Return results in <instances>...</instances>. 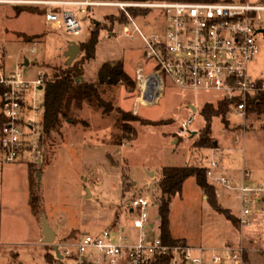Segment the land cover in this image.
Returning a JSON list of instances; mask_svg holds the SVG:
<instances>
[{
  "label": "rangeland",
  "instance_id": "obj_1",
  "mask_svg": "<svg viewBox=\"0 0 264 264\" xmlns=\"http://www.w3.org/2000/svg\"><path fill=\"white\" fill-rule=\"evenodd\" d=\"M66 7L78 8L76 5ZM134 7L139 8L137 14L133 13L134 17L146 32L159 26L157 17L164 19L160 9ZM122 10L113 5H96L80 11L83 26L76 34L67 31L62 21H48L41 8L18 10L15 4L0 3V55L7 72L21 68L26 74L32 70L36 73L40 67L47 70L48 64L71 63L67 54L69 46L74 41L80 45L88 38L90 29L101 23L103 28L93 64L124 57L126 68L136 79V84L129 82L116 86L113 89L114 104L116 108L120 106L152 121L126 120L130 127L137 128V136L125 137L120 144L114 143L113 134L121 133L116 111L104 114L101 109L86 103L82 111L84 123L64 121L60 131H54L44 140L43 135L39 142L36 140L37 145L30 147V151L19 160H0V264H8L9 257L16 252L26 264H50L46 255L57 257L56 246L60 247L63 258L73 264L65 257L67 246L83 233H99L116 217L136 232L132 221L135 213L131 212L129 202L143 190L144 194H153L157 200L161 189L156 177H159L161 167L167 164L208 166L216 159L220 163L219 169L235 184H242L245 171H250L245 184H264V113L251 112L241 118L235 116L231 108L226 113V123L222 115H215L212 134L218 144L215 147H195L194 143L207 122L202 112L204 105H217L225 95L224 91L185 88L168 77L161 99L148 101L141 93L138 67L143 66L146 72H150L156 59L147 57L145 43L139 36L132 39L120 35L127 26H132V23L112 20L111 15ZM262 15L264 17V11ZM19 31L44 35L35 41H26L18 35ZM259 45L260 51L251 63L250 71L253 76L263 78L264 34H259ZM82 55L80 50L75 59ZM26 58L30 61L28 65L25 64ZM93 64L88 67V79L96 71ZM38 94L42 97L44 91L39 90ZM1 98L0 95V112ZM192 114L195 119L184 128L183 121ZM194 130L196 134H192ZM30 176L34 177L33 183ZM215 184L221 205L230 208L238 217L242 204L240 191L222 183ZM204 193L195 176H191L184 184L183 194L173 196V235L185 237L190 245L211 248L208 255L213 253L212 249L225 253L224 245L243 246L245 264H264L262 207L257 205L260 209L254 224L244 227L216 210L204 198ZM54 212H57L56 216ZM149 212L152 221L158 224V206L155 204ZM44 215L58 234L49 243L44 239ZM158 229L157 225L153 231L157 233Z\"/></svg>",
  "mask_w": 264,
  "mask_h": 264
},
{
  "label": "built area",
  "instance_id": "obj_2",
  "mask_svg": "<svg viewBox=\"0 0 264 264\" xmlns=\"http://www.w3.org/2000/svg\"><path fill=\"white\" fill-rule=\"evenodd\" d=\"M0 3L41 5L46 8L49 21H62L67 31L76 34L83 26L80 11L96 5L121 7L129 17L126 24L132 23V26H127L120 35L132 39L139 36L145 43L147 57L156 59V65L150 72H146L143 66L138 67L141 93L148 101L161 99L170 77L176 85L185 88L222 90L225 93L222 98L243 95L242 100L231 103L232 112L241 118L248 114L246 97L258 88L259 78L252 75L250 66L260 51L259 34H264L261 30L264 28V2L0 0ZM66 5L78 8L68 9ZM134 6L160 9L164 19L157 17L159 26L146 32L129 11ZM45 79V68L41 67L36 73L32 70L26 74L21 68L7 72L0 55V83L6 87L1 95V161H17L30 151V147L37 145L36 140L39 142L45 114ZM39 90L44 91L42 97ZM194 119L192 114L183 121V127ZM186 132L187 129L184 130ZM219 166L216 159L206 166L209 179L240 191L239 222L244 227L252 226L257 220L258 206L264 210V184H245L250 171L244 172L242 184H235ZM143 191L128 205L135 213L132 221L136 232L129 225L117 221L99 233H84L67 246L65 255L76 253L74 264H152L157 258L164 259L161 264H245L243 246L224 245L225 253L212 249L213 253L208 255L211 248L164 242L159 231H153L158 224L152 221L149 212L156 199L153 194L146 195Z\"/></svg>",
  "mask_w": 264,
  "mask_h": 264
},
{
  "label": "trees",
  "instance_id": "obj_3",
  "mask_svg": "<svg viewBox=\"0 0 264 264\" xmlns=\"http://www.w3.org/2000/svg\"><path fill=\"white\" fill-rule=\"evenodd\" d=\"M182 1H199V0H182ZM203 1H216V0H203ZM41 8L43 14L46 15V8L39 5L21 4L16 5L18 10L27 8ZM137 7H130L129 11L137 14L139 11ZM134 15V14H133ZM109 16V15H108ZM113 21H121L120 23H127L129 20L128 14L125 11H120L119 14H113ZM110 17V16H109ZM101 23H96L95 27L90 29V34L85 41L80 42L81 50L83 51L82 57H77L73 62L65 65H50L45 69L46 85H45V114L42 123V135L40 140H43L52 135L54 131H60L64 121L70 123H84L82 111L85 104L88 103L103 111L104 114H111L116 111L118 122H120L121 133H115L112 136V142L122 143L125 137L135 138L138 130L135 127H130L126 120H141L142 122H149L150 120L144 119L137 113L122 109L120 106H115V95L113 89L121 84L131 82L136 84L131 73L126 69L123 60L106 61L102 64L98 71V81H93L84 78L85 63L92 58L96 57L97 45L100 41L101 30L103 27ZM114 25V23H113ZM114 30V26H112ZM110 29V28H108ZM18 35L26 41H35L40 39L44 33L29 34L19 31ZM80 77V79H78ZM257 90L249 93L246 97L248 103V114L256 112L258 115L264 113V77L259 78L257 81ZM6 87L0 83V95L5 91ZM243 95H236L234 98L224 97L220 99L219 103H206L202 109L206 117V124L201 129L199 137L195 141V147H215V140L212 134L213 130V117L215 115H222L223 121L226 123V113L231 109V103L235 100H242ZM3 121V115L0 112V124ZM152 123V121H150ZM158 123V122H156ZM37 168V167H36ZM195 176L198 184L204 189L210 204L219 212L224 213L228 218L235 222L239 221L231 211L230 208L221 205L218 199V192L216 184L213 183L207 174V167L200 164H185L173 165L167 164L161 167L158 178V185L161 189V195L158 196L156 204L158 206V231L164 242L170 245L182 244L187 245L188 241L185 237H176L171 229V204L172 198L179 192H182L186 180ZM31 183L34 177L30 176ZM115 223L117 222V217ZM20 253H13L9 259L8 264H26L19 259ZM47 259L50 264H55L54 261L62 264H69L65 258L54 257L47 254ZM67 259L76 260V253L65 255ZM166 261L168 259L166 258ZM56 262V263H57ZM165 262L162 258L155 259L152 264H161Z\"/></svg>",
  "mask_w": 264,
  "mask_h": 264
},
{
  "label": "water",
  "instance_id": "obj_4",
  "mask_svg": "<svg viewBox=\"0 0 264 264\" xmlns=\"http://www.w3.org/2000/svg\"><path fill=\"white\" fill-rule=\"evenodd\" d=\"M261 30L264 32V28H262ZM80 50H81V47H80L79 43L74 41L69 46V49L67 50V54L69 55V62H72L76 58V56L78 55ZM29 63H30L29 59L26 58L25 64L28 65ZM78 79H80V77H78ZM194 109H197V107L194 106ZM192 134H196V130L192 131ZM215 143L217 144L218 141L215 140ZM43 230H44V234H45V241L47 243L54 241V239L56 238V232L52 228V226L50 225L46 215H44V217H43ZM56 250H57V254L59 255V257L64 256L63 253L61 252L59 246H56Z\"/></svg>",
  "mask_w": 264,
  "mask_h": 264
},
{
  "label": "crops",
  "instance_id": "obj_5",
  "mask_svg": "<svg viewBox=\"0 0 264 264\" xmlns=\"http://www.w3.org/2000/svg\"><path fill=\"white\" fill-rule=\"evenodd\" d=\"M90 8V7H89ZM88 8V9H89ZM47 19V18H46ZM48 20V19H47ZM82 20V19H81ZM49 21V20H48ZM126 24V23H125ZM101 38V37H100ZM100 42V41H99ZM99 44V43H98ZM97 49H98V45H97ZM97 55V54H96ZM93 59L94 58H92L91 60H90V62H87L86 63V69H85V74H84V77L86 78V73H87V71H88V67L90 66V64H93ZM119 60H123L124 61V63H125V66H126V62H125V58L123 57V58H119ZM111 61V60H110ZM113 61H116V59L115 60H113ZM104 63V61L103 62H99V64H93L94 65V67L96 68V71H93V75L94 76H92L89 80H93V81H98V71H99V69H100V67L102 66V64ZM127 69V68H126ZM86 79H88V78H86ZM175 140H177V138L175 139ZM216 144V143H215ZM218 144V143H217ZM216 144V145H217ZM94 168H98L97 166H95ZM99 169V168H98ZM130 170V169H129ZM130 172V171H129ZM159 177H156V180L158 179ZM158 181V180H157ZM133 182H138L137 180H133ZM197 182V181H196ZM199 185V184H198ZM184 189V188H183ZM91 193H92V196H93V192L91 191ZM179 193H182L183 194V190H182V192H179ZM204 198H207V196H206V194L204 193ZM56 212H54V215L56 216V214H55ZM49 221V223H50V225L52 226V228L55 230V232H56V235H58L57 234V231H56V229L54 228V226H53V224L51 223V221H50V219L48 220ZM114 221H116V218L113 220V222H112V224L113 223H115ZM117 221H118V219H117ZM101 232V231H100ZM43 233H44V230H43ZM90 233H92V232H90ZM84 234V233H83ZM45 235V234H44ZM40 238H42L41 236H40ZM44 239H45V237H44Z\"/></svg>",
  "mask_w": 264,
  "mask_h": 264
},
{
  "label": "bare ground",
  "instance_id": "obj_6",
  "mask_svg": "<svg viewBox=\"0 0 264 264\" xmlns=\"http://www.w3.org/2000/svg\"><path fill=\"white\" fill-rule=\"evenodd\" d=\"M146 100V99H145Z\"/></svg>",
  "mask_w": 264,
  "mask_h": 264
}]
</instances>
